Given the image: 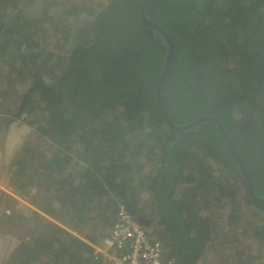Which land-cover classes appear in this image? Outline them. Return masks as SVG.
I'll return each mask as SVG.
<instances>
[{
  "label": "trees",
  "instance_id": "16d2710c",
  "mask_svg": "<svg viewBox=\"0 0 264 264\" xmlns=\"http://www.w3.org/2000/svg\"><path fill=\"white\" fill-rule=\"evenodd\" d=\"M32 1L0 0V132L27 121L41 139L18 147L10 167L11 183L35 190L29 217L46 227L6 264H106L94 246L122 206L173 264L263 255L264 0L145 7L173 48L161 86L171 123L157 99L169 44L151 26L153 37L145 34L146 0H110L99 11L43 0L36 19L24 11ZM47 34L64 54L46 47ZM204 118L223 125L253 194L215 122L174 128ZM246 237L257 257L243 249Z\"/></svg>",
  "mask_w": 264,
  "mask_h": 264
},
{
  "label": "rangeland",
  "instance_id": "374dc122",
  "mask_svg": "<svg viewBox=\"0 0 264 264\" xmlns=\"http://www.w3.org/2000/svg\"><path fill=\"white\" fill-rule=\"evenodd\" d=\"M34 1V2H33ZM31 4L24 7V11L31 17L36 19L40 10L38 6L42 5L43 0H33ZM53 1V0H52ZM56 4L61 5H78L84 10L99 11L103 7L108 5L110 0H54ZM50 3V2H47ZM55 4V3H54ZM57 6V5H56ZM58 7L50 8L51 15L57 14ZM41 17V15L39 16ZM50 38L45 40V45L48 49L52 50L55 54H64V50L61 48V44L58 39L53 38L50 34H47ZM10 104L6 102L5 108ZM1 111V110H0ZM36 137L29 129L27 121H19L12 123L6 134L3 131L0 132V264H6L11 258L14 250L20 243H27L30 238V233L34 231L38 226L46 227V223L41 221L40 217H29V198L34 194L32 188L26 187L23 190L19 188L20 182L11 183V163L13 157L16 154V149L27 145L29 142H36ZM45 147L46 145H40ZM29 176V173L26 174ZM41 207V206H40ZM42 217V216H41ZM46 217L43 215V218ZM27 218V222H19L15 225L16 219ZM247 240L241 244L246 253L257 257L260 253L259 244L252 239L246 237ZM262 250V249H261ZM221 260V259H219ZM217 260L213 254H209L203 264H220L221 261ZM230 264L232 260H230ZM237 264V263H236ZM252 264H264V254L254 259Z\"/></svg>",
  "mask_w": 264,
  "mask_h": 264
},
{
  "label": "built area",
  "instance_id": "2783aa9c",
  "mask_svg": "<svg viewBox=\"0 0 264 264\" xmlns=\"http://www.w3.org/2000/svg\"><path fill=\"white\" fill-rule=\"evenodd\" d=\"M93 256L106 264H173L151 231L141 226L122 206L108 234L94 246Z\"/></svg>",
  "mask_w": 264,
  "mask_h": 264
},
{
  "label": "water",
  "instance_id": "95a60500",
  "mask_svg": "<svg viewBox=\"0 0 264 264\" xmlns=\"http://www.w3.org/2000/svg\"><path fill=\"white\" fill-rule=\"evenodd\" d=\"M152 0H146V2L144 3L143 5V8H142V13H141V16H142V25H143V30L145 32V34H147L148 36L150 37H153L152 36V32L151 30L149 29V26H151L152 28H155L156 30H158L159 32H161L162 34L163 31L161 29H159L156 25H154L151 21H149V19L146 18L145 16V7L151 2ZM165 38L167 39L168 41V44H169V51H168V54H167V61H166V64H165V67H164V70H163V73H162V76H161V79L159 80L158 82V87H157V99H158V102H159V108L162 112V114L165 116V118H167L168 122L171 123L170 119L168 118V116L166 115L165 113V110L163 108V105H162V101H161V86H162V83L164 82V80L166 79V77L170 74V69H171V65H172V62H173V48L171 46V42L170 40L167 38V36L164 34ZM205 121H213L217 124L227 146H228V149L229 151L231 152L232 156L235 158L236 162L238 163V165L240 166L247 182H248V186H249V190L251 191V194H253V189H252V184L250 182V179L248 177V173H247V170L245 168V165L244 163L242 162L241 158L239 157V155L237 154V152L235 151V149L233 148V145L229 139V137L227 136V133L223 127V125L221 123H219L218 121L214 120V119H211V118H204V119H201V120H198L186 127H175L174 128L178 131H186V130H190L192 128H194L195 126H197L198 124L202 123V122H205ZM173 126V125H172Z\"/></svg>",
  "mask_w": 264,
  "mask_h": 264
},
{
  "label": "flooded vegetation",
  "instance_id": "af4514ba",
  "mask_svg": "<svg viewBox=\"0 0 264 264\" xmlns=\"http://www.w3.org/2000/svg\"><path fill=\"white\" fill-rule=\"evenodd\" d=\"M149 29L151 30L150 26H149ZM152 32V31H151ZM152 36H153V33H152Z\"/></svg>",
  "mask_w": 264,
  "mask_h": 264
}]
</instances>
